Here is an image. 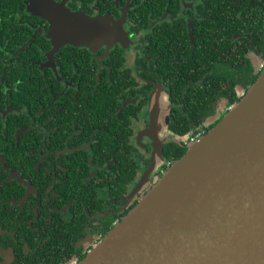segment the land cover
<instances>
[{
	"label": "flooded vegetation",
	"instance_id": "flooded-vegetation-1",
	"mask_svg": "<svg viewBox=\"0 0 264 264\" xmlns=\"http://www.w3.org/2000/svg\"><path fill=\"white\" fill-rule=\"evenodd\" d=\"M54 1L129 40L61 43L31 0H0V264L83 260L264 68V0ZM191 105L211 111L181 134Z\"/></svg>",
	"mask_w": 264,
	"mask_h": 264
},
{
	"label": "water",
	"instance_id": "water-1",
	"mask_svg": "<svg viewBox=\"0 0 264 264\" xmlns=\"http://www.w3.org/2000/svg\"><path fill=\"white\" fill-rule=\"evenodd\" d=\"M31 6L61 43L129 40L128 25L112 16L91 18L54 0ZM77 264H264V68Z\"/></svg>",
	"mask_w": 264,
	"mask_h": 264
},
{
	"label": "trees",
	"instance_id": "trees-1",
	"mask_svg": "<svg viewBox=\"0 0 264 264\" xmlns=\"http://www.w3.org/2000/svg\"><path fill=\"white\" fill-rule=\"evenodd\" d=\"M210 48H212L213 43H210ZM234 49V48H233ZM229 53V52H228ZM215 55V56H214ZM212 56L214 61L212 62V69L220 70V72H223L225 69V64L227 61L223 60L221 55L218 52L212 51ZM217 82L211 81V84L214 85ZM182 111H185V113L182 114ZM208 111L210 112L207 107L204 106H197V105H191V106H186L184 108H175L174 109V130H176V126H181L180 133L185 134L186 132L193 130L195 127L202 126L203 125V119H201L200 115L201 114H209ZM180 115L179 118H176ZM181 119H184L181 120ZM190 119V120H189ZM188 120V122L186 121ZM187 149L178 147V153L176 155V159L180 158L184 153L186 152Z\"/></svg>",
	"mask_w": 264,
	"mask_h": 264
},
{
	"label": "built area",
	"instance_id": "built-area-1",
	"mask_svg": "<svg viewBox=\"0 0 264 264\" xmlns=\"http://www.w3.org/2000/svg\"><path fill=\"white\" fill-rule=\"evenodd\" d=\"M201 137V134L198 135H192L190 137H188L184 142L185 144L188 146L190 143L196 141L197 139H199Z\"/></svg>",
	"mask_w": 264,
	"mask_h": 264
},
{
	"label": "rangeland",
	"instance_id": "rangeland-1",
	"mask_svg": "<svg viewBox=\"0 0 264 264\" xmlns=\"http://www.w3.org/2000/svg\"><path fill=\"white\" fill-rule=\"evenodd\" d=\"M165 102H167V100L165 99Z\"/></svg>",
	"mask_w": 264,
	"mask_h": 264
}]
</instances>
